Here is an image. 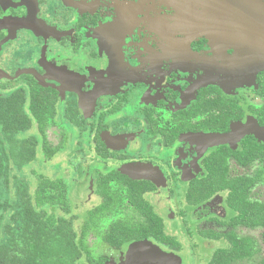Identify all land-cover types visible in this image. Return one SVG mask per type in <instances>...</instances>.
<instances>
[{"label": "flooded vegetation", "instance_id": "1", "mask_svg": "<svg viewBox=\"0 0 264 264\" xmlns=\"http://www.w3.org/2000/svg\"><path fill=\"white\" fill-rule=\"evenodd\" d=\"M220 1L0 0V107L31 122L28 165L68 144L49 167L98 264L143 241L149 264H264L261 37Z\"/></svg>", "mask_w": 264, "mask_h": 264}, {"label": "trees", "instance_id": "2", "mask_svg": "<svg viewBox=\"0 0 264 264\" xmlns=\"http://www.w3.org/2000/svg\"><path fill=\"white\" fill-rule=\"evenodd\" d=\"M36 106L31 101L34 114L40 110ZM5 108L8 112L4 114ZM5 108L0 107V264H98L81 241L83 235L74 230L72 219L76 217L70 220L46 211V205H52L68 213L61 183L42 179L31 193L30 184L20 176L36 157L37 139L20 135L31 122L16 112V105ZM262 222L264 225V210ZM132 238L138 237L115 235L108 241L113 244ZM212 264H224L222 256Z\"/></svg>", "mask_w": 264, "mask_h": 264}, {"label": "rangeland", "instance_id": "3", "mask_svg": "<svg viewBox=\"0 0 264 264\" xmlns=\"http://www.w3.org/2000/svg\"><path fill=\"white\" fill-rule=\"evenodd\" d=\"M67 149H68V144L65 145L64 150L54 155L48 152L42 153L41 151L43 150H39L38 161L22 169L20 176H22L23 179L27 180V182L30 184L31 193L34 191V189L37 187V185L40 183L42 179L48 178V179L64 180L67 185V192H68L67 193L68 199H66V202L69 206L70 211L66 213L59 206L48 207V208L46 207V208L50 214L52 213L55 216L62 215L65 218L70 219V220L72 219V217L75 216L76 218L72 219V221L74 222L73 227H74V230L79 234L80 231L83 229V223L87 218V215L84 213V207L86 208L87 205H85L82 208L83 206L82 204L84 203L83 199H77L74 196L73 192L74 191L78 192V188H75L76 186L70 187L69 185V181L72 177V174L70 173L69 169H67L68 167H66L65 164H58L57 167L60 166L61 168H60V171L56 173H52L49 167L50 163L51 164L56 163L57 161L62 159V156H64V152L67 151ZM256 189H260V190L262 189V191H264V181L261 184V187L260 188L256 187ZM81 241H83L86 244L87 249L90 252L94 260H98L99 257L103 253H109V251H105L104 247L102 248L100 247L99 249H97L98 244H103L102 238L99 236L86 235V236H83ZM146 245H148V242H145V241L133 242L132 244L128 246L124 256H121L118 262L110 260L106 264H149V259L152 257L151 251H149V259L144 258L147 256L146 252L145 254H143V251L145 250ZM149 246H153V245L149 244Z\"/></svg>", "mask_w": 264, "mask_h": 264}, {"label": "water", "instance_id": "4", "mask_svg": "<svg viewBox=\"0 0 264 264\" xmlns=\"http://www.w3.org/2000/svg\"><path fill=\"white\" fill-rule=\"evenodd\" d=\"M225 3H230L231 5H234L233 9H231L230 12H222V18L219 17V19H227L229 14H235L236 20H245L246 24H244L243 27H246L248 32L247 36L251 35H257L261 37L259 40V47L261 50H259L261 57H264V0H225L220 1ZM213 3H217V1H213ZM212 2L209 3L210 5L213 4ZM211 6H208L206 11L208 12V8ZM211 11V10H210ZM204 12V13H207ZM202 14V12H200ZM201 20H206L207 17H200ZM252 22V23H251ZM253 31V32H251ZM157 247L151 246L150 248H147L148 251H151V258L144 257L145 259L156 260L155 252L158 251V249H155ZM159 252V251H158ZM149 255V252H148ZM163 259H169L176 257L174 254H168L163 253L161 254Z\"/></svg>", "mask_w": 264, "mask_h": 264}]
</instances>
